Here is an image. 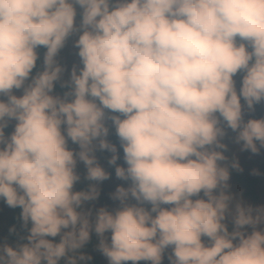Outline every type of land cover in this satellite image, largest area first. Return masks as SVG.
Wrapping results in <instances>:
<instances>
[{
  "label": "clouds",
  "instance_id": "9594fccd",
  "mask_svg": "<svg viewBox=\"0 0 264 264\" xmlns=\"http://www.w3.org/2000/svg\"><path fill=\"white\" fill-rule=\"evenodd\" d=\"M257 105L264 0H0V201L27 232L0 264H89L93 234L107 264H264V204L232 192L224 142L264 150ZM97 152L126 185L111 210Z\"/></svg>",
  "mask_w": 264,
  "mask_h": 264
},
{
  "label": "rangeland",
  "instance_id": "374dc122",
  "mask_svg": "<svg viewBox=\"0 0 264 264\" xmlns=\"http://www.w3.org/2000/svg\"><path fill=\"white\" fill-rule=\"evenodd\" d=\"M75 39V37H72L67 42L64 49L61 50L58 60L59 62L64 65L67 69H70L73 64H78L79 60L76 56V49L72 47V40ZM64 79H67V72H65ZM261 117H264V105H257L255 106V110L252 113H246L245 119L248 118H254L259 119ZM12 127L11 125L9 128L5 130L6 134L11 132ZM234 136L233 133L229 132V137ZM110 142L115 144L117 146L118 152L122 156V150L119 149V143L118 139L116 138L114 134V130L110 131V135L108 137ZM226 144H228L229 151L226 153V155L229 156V158H232L235 156V158L239 161L240 167L242 171H239V175L242 176V178H253L257 180V185L255 187L256 190V199L255 200H248L245 199L242 196V189L241 186L238 185V183L235 182L230 177V185L231 190L233 193H235L238 197H241L243 200H245L247 203L253 204V205H260L264 204V150H261V152L258 155H253L250 152L244 151L240 152L238 149V146L231 143V140L229 138H226L224 141ZM70 147L75 148V145H71ZM98 162L103 166L104 168H109L111 170H114V166H109L107 164V159L110 157V154L107 152H97L96 153ZM117 164L123 165V161L118 160ZM255 169L257 172H259V175H253L252 170ZM77 172L81 176V178L85 175V169L82 164H78L77 166ZM79 182L75 185V189L78 190ZM119 185H124V182L118 180L115 175L111 176L108 180L103 181L100 185V196L98 200L94 204V208L98 207H107L109 210L112 208H115L117 206V202H114L110 199V195L112 192L115 191L116 187ZM126 186V185H124ZM14 209H10L4 204L3 201H0V236L5 232L8 221L13 213ZM58 240V238H56ZM6 242L9 245H16L18 242L15 241H0V243ZM99 254L100 264H107L106 258L102 256V254L97 251ZM141 264H144V262H141ZM164 264H168L167 259L165 258Z\"/></svg>",
  "mask_w": 264,
  "mask_h": 264
},
{
  "label": "trees",
  "instance_id": "16d2710c",
  "mask_svg": "<svg viewBox=\"0 0 264 264\" xmlns=\"http://www.w3.org/2000/svg\"><path fill=\"white\" fill-rule=\"evenodd\" d=\"M43 51L44 49H39L41 58L43 55ZM39 64L40 62L38 61V67H39ZM65 90L66 89H62L59 87V85H57L55 92L57 94H62ZM105 169L110 173V177L114 176V170H111L109 168H105ZM230 172H231L230 177L233 180H235V182L238 183L239 186H241L242 196L248 200H255L256 199L255 187L258 183L257 180L253 178H242V176H240L239 173L235 170H230ZM83 177L81 178V181L79 182L78 190L85 189L87 187L88 182L85 181ZM19 213H20L19 208L13 210V213L8 221L6 230L0 236V241H15L18 243L24 242L21 240V237L27 235V232L21 228V222L19 220ZM11 228H15V231L10 232L9 229ZM96 244H97V238L93 234L89 244L86 245L85 248L82 250L85 255L92 257L89 264H100V259H99V254L97 253ZM61 264H63V261H61Z\"/></svg>",
  "mask_w": 264,
  "mask_h": 264
}]
</instances>
